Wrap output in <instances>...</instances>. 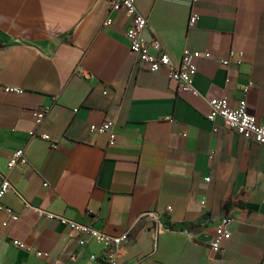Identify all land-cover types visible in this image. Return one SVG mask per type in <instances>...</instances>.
Returning <instances> with one entry per match:
<instances>
[{
    "label": "crops",
    "instance_id": "1",
    "mask_svg": "<svg viewBox=\"0 0 264 264\" xmlns=\"http://www.w3.org/2000/svg\"><path fill=\"white\" fill-rule=\"evenodd\" d=\"M137 7L148 18L146 37L175 65L184 48L211 53L197 59L198 95L140 64L125 35L129 19L107 0H0V182L10 178L4 204L19 216L0 208V264H112L100 244L36 208L110 234L129 230L117 264H264V145L207 117L210 99L246 97L264 123V0ZM46 105L37 125L32 112ZM109 120L113 144L91 129ZM18 148L28 163L9 169ZM225 216L231 237L216 253L211 240Z\"/></svg>",
    "mask_w": 264,
    "mask_h": 264
},
{
    "label": "built area",
    "instance_id": "2",
    "mask_svg": "<svg viewBox=\"0 0 264 264\" xmlns=\"http://www.w3.org/2000/svg\"><path fill=\"white\" fill-rule=\"evenodd\" d=\"M110 4V9L112 12H125L127 18L129 19V25L126 29L125 35L129 42L131 50L137 54L140 64L153 72L165 71L167 75L177 83L178 91L184 93H191L193 95H198L199 92L195 86V76L198 72V61L199 58H209L211 57L210 52H198L193 51L188 48H184L182 52V59L179 65H175L172 61L169 53L164 49L161 42L155 38H147L145 32L149 26L148 18L140 12L137 7L138 0H107ZM198 20L197 14L191 16L190 22L195 24ZM113 19L108 17L104 26H111ZM236 55V52L231 51L230 57ZM241 63V58L237 60ZM222 63L229 65L230 58L223 59ZM79 73H83L82 68L79 66L77 68ZM228 83L231 82V78L226 79ZM254 85L253 81L249 80L247 83L242 85V90L246 94ZM6 92L13 93H24L25 89L19 86L6 85L4 86ZM264 96V86L261 87ZM51 110V106H43L39 109L33 110L32 114L34 116L37 125H40L46 118L48 112ZM207 117L211 121H216L217 118H221L224 125L229 129L241 134L246 139L264 145V123H262L258 117L250 111L249 103L246 97H242L237 100L236 103L231 102L230 98L219 97L210 99V111ZM93 132L99 134H108L109 143L113 144L117 140V133L114 130L113 121H104L100 124H93L91 126ZM217 130V127H215ZM31 136H37L35 130L30 131ZM187 134L185 133V136ZM45 140H50L52 138L49 134L43 133L40 135ZM54 143V141H53ZM28 159L25 154L24 148L16 149L10 156L7 166L9 169H13L18 165H26ZM209 180V179H207ZM48 185L47 183L45 184ZM13 188L12 182L8 175H3L0 182V208H6L4 204V198L7 193ZM10 213L12 220H17L19 218L18 214L13 212L10 208H6ZM171 209V208H169ZM39 215L46 216L51 220H56L59 223L67 226L72 231L78 234H84L88 238L93 239L95 242L100 244L105 249V256L108 261L112 264H117L116 259V249L122 243L126 241L129 235V230H125L119 234H110L104 232L95 227L89 226L70 219L64 215H60L54 212L44 210L42 208H36ZM153 219L159 218V212L150 211L146 213ZM145 214V215H146ZM232 218L230 216L223 217L220 222L216 225L215 235L211 240V249L218 253L222 250L221 242L224 239L231 237V231L229 229V224ZM5 222L4 225H7ZM84 241L82 240L81 243ZM13 244L19 248L31 250V247L19 240L14 239ZM38 256L47 255L45 252L37 251ZM95 258L96 255H92Z\"/></svg>",
    "mask_w": 264,
    "mask_h": 264
},
{
    "label": "trees",
    "instance_id": "3",
    "mask_svg": "<svg viewBox=\"0 0 264 264\" xmlns=\"http://www.w3.org/2000/svg\"><path fill=\"white\" fill-rule=\"evenodd\" d=\"M224 206H225L226 210L229 211V209L231 207V201L225 202Z\"/></svg>",
    "mask_w": 264,
    "mask_h": 264
}]
</instances>
